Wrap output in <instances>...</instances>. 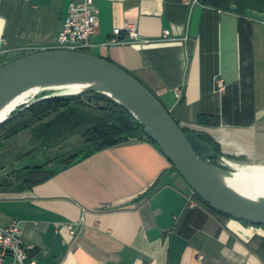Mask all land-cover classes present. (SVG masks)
<instances>
[{
    "label": "crops",
    "instance_id": "0c3cea01",
    "mask_svg": "<svg viewBox=\"0 0 264 264\" xmlns=\"http://www.w3.org/2000/svg\"><path fill=\"white\" fill-rule=\"evenodd\" d=\"M80 1L0 0V68L54 50ZM95 2L90 54L132 74L226 158L264 163V0ZM127 24L141 41L112 43ZM16 177L0 187V227L17 221L38 264H264V227L211 212L149 139L97 152L30 188Z\"/></svg>",
    "mask_w": 264,
    "mask_h": 264
},
{
    "label": "water",
    "instance_id": "95a60500",
    "mask_svg": "<svg viewBox=\"0 0 264 264\" xmlns=\"http://www.w3.org/2000/svg\"><path fill=\"white\" fill-rule=\"evenodd\" d=\"M82 84L88 88L77 95L49 89ZM32 89H48L21 106L15 114L55 97L97 93L124 107L142 125L144 134L167 157L172 166L204 203L230 218L264 227V199H250L229 186L224 177L235 170L234 160L218 154L204 134L185 132L171 112L137 78L113 62L87 53L49 50L26 55L0 68V110ZM55 89V88H54ZM218 159L215 164L212 160ZM28 181L25 178L24 184Z\"/></svg>",
    "mask_w": 264,
    "mask_h": 264
},
{
    "label": "trees",
    "instance_id": "16d2710c",
    "mask_svg": "<svg viewBox=\"0 0 264 264\" xmlns=\"http://www.w3.org/2000/svg\"><path fill=\"white\" fill-rule=\"evenodd\" d=\"M201 1L205 2V0ZM85 52L89 53V50H85ZM24 56L26 55H21L13 61ZM85 99H87L86 102ZM94 101L99 104L103 103L102 106L96 107L99 112L97 115L85 112V109L92 108ZM49 118L52 119L45 122ZM201 123L206 124V121L201 118ZM33 128H36L37 138L42 144L41 147L45 149L69 142L76 137H82L84 144L72 154L56 156L47 160L45 164L34 167L27 166L16 172L17 182H19L21 189L44 183L57 173L76 165L97 152L127 142L133 138L149 139L144 134L142 125L128 110L108 97L97 93L47 99L15 114L10 120L0 126V145ZM184 131L193 132L185 128ZM204 138L209 141L218 154H222L220 146L213 139L207 136H204ZM150 141L153 142L152 140ZM33 154L30 153L28 157ZM212 161L215 164L218 163L217 158ZM24 177H28L26 184H24ZM12 185L13 182L10 178H3L0 175V187L2 189H7ZM198 199L218 217L224 220L232 219L216 211L200 198ZM248 225L253 224L248 223ZM253 226L262 227L259 225ZM257 252L260 254L264 252V240H262L261 247Z\"/></svg>",
    "mask_w": 264,
    "mask_h": 264
},
{
    "label": "built area",
    "instance_id": "2783aa9c",
    "mask_svg": "<svg viewBox=\"0 0 264 264\" xmlns=\"http://www.w3.org/2000/svg\"><path fill=\"white\" fill-rule=\"evenodd\" d=\"M188 3H198L199 0H187ZM100 25V10L95 0H82L71 6L68 17L59 34L57 45L54 50H68L85 52L91 47V39L97 33ZM127 33V38L122 39V33ZM114 44L137 43L141 41L139 29L136 25H126L124 30L115 29ZM169 32H164L167 38ZM225 85L222 80L218 81V89L224 90ZM177 96H181V91L177 90ZM197 198L196 194H193ZM195 202L191 200V205ZM68 228L74 234L72 227ZM31 248L27 246L21 236L19 223L14 221L9 227H0V264L11 257L14 264H38L37 260L30 255Z\"/></svg>",
    "mask_w": 264,
    "mask_h": 264
},
{
    "label": "rangeland",
    "instance_id": "374dc122",
    "mask_svg": "<svg viewBox=\"0 0 264 264\" xmlns=\"http://www.w3.org/2000/svg\"><path fill=\"white\" fill-rule=\"evenodd\" d=\"M38 98V97H37ZM36 98V99H37ZM87 99H85V102ZM92 108L85 109V112L92 114H99L97 106H102L103 103H97L94 101L92 103ZM52 118L45 120L49 121ZM4 146L0 147V166H3L2 177L3 178H15L16 169L26 167V166H37L45 164L47 160L53 159L56 156L64 155L67 156L77 151L84 141L82 137H76L70 140L69 142L61 143L59 145L53 146L50 149L42 148L41 142L37 138L36 128L27 130L16 138L11 139L4 143ZM30 153H34L29 156ZM241 164L243 166H255V165H264V163H249V162H234ZM51 168V167H50ZM24 177L23 180H25ZM248 224V223H245Z\"/></svg>",
    "mask_w": 264,
    "mask_h": 264
},
{
    "label": "bare ground",
    "instance_id": "6f19581e",
    "mask_svg": "<svg viewBox=\"0 0 264 264\" xmlns=\"http://www.w3.org/2000/svg\"><path fill=\"white\" fill-rule=\"evenodd\" d=\"M86 88H88L86 85L75 84L56 86L49 89L60 94L77 95ZM46 91L49 90L32 89L13 99L0 110V122L9 117L18 108L32 102ZM230 163L235 172L227 174L226 177H224L225 182L247 198L254 200L264 199V165L243 166L234 162Z\"/></svg>",
    "mask_w": 264,
    "mask_h": 264
}]
</instances>
